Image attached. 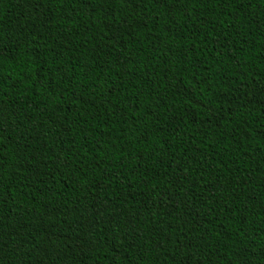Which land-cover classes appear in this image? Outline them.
Here are the masks:
<instances>
[{
	"label": "trees",
	"instance_id": "obj_1",
	"mask_svg": "<svg viewBox=\"0 0 264 264\" xmlns=\"http://www.w3.org/2000/svg\"><path fill=\"white\" fill-rule=\"evenodd\" d=\"M0 264H264V0H0Z\"/></svg>",
	"mask_w": 264,
	"mask_h": 264
}]
</instances>
